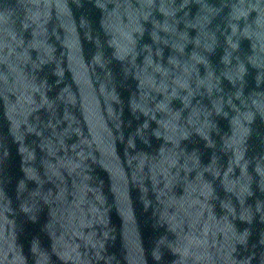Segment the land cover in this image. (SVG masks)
I'll list each match as a JSON object with an SVG mask.
<instances>
[{"label":"water","instance_id":"water-1","mask_svg":"<svg viewBox=\"0 0 264 264\" xmlns=\"http://www.w3.org/2000/svg\"><path fill=\"white\" fill-rule=\"evenodd\" d=\"M0 264H264V0H0Z\"/></svg>","mask_w":264,"mask_h":264}]
</instances>
